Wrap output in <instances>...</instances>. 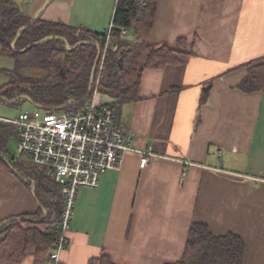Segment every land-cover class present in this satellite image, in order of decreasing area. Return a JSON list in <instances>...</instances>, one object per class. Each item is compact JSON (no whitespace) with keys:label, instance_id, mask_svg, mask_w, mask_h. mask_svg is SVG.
I'll return each mask as SVG.
<instances>
[{"label":"crops","instance_id":"1","mask_svg":"<svg viewBox=\"0 0 264 264\" xmlns=\"http://www.w3.org/2000/svg\"><path fill=\"white\" fill-rule=\"evenodd\" d=\"M116 1L48 0L38 16L102 33ZM43 2L28 0L24 12L33 17ZM150 42L192 54L184 64L142 71L139 99L116 117L135 150L96 188L78 190L60 264L104 254L113 264L175 263L195 222L214 236L239 237L243 264H264V84L238 88L249 67L264 63V0H158ZM13 67L0 54V85L8 79L2 70ZM148 147L159 156L140 168L136 150ZM37 210L32 190L0 162V222Z\"/></svg>","mask_w":264,"mask_h":264},{"label":"trees","instance_id":"2","mask_svg":"<svg viewBox=\"0 0 264 264\" xmlns=\"http://www.w3.org/2000/svg\"><path fill=\"white\" fill-rule=\"evenodd\" d=\"M118 0L112 23L118 50L107 51L101 71L98 64L90 94L88 86L94 60L103 49L104 35L84 28L51 22L39 16L26 15L16 0H0V54L11 57L14 67L2 70L6 83L0 85V101L16 104L27 99L45 111L82 110L96 90L103 104L114 105L116 113L121 106L139 99L138 88L145 68H163L166 65L184 64L192 52L174 49L162 43L150 42L158 0ZM128 28L138 42L118 40L119 28ZM20 35L11 43L17 31ZM39 44L20 52L30 43ZM84 41L81 44L78 42ZM181 39L178 40L180 42ZM66 45L73 47L66 49ZM99 62V61H98ZM99 74V77H98ZM98 79V80H97ZM264 84V63L248 68L238 88L244 92L259 91ZM210 84L202 88L200 104L207 98ZM64 106L63 109L60 107ZM16 138L12 125L0 122V162L16 172L32 190L38 210L0 222V259L20 262L32 255L34 264H42L52 247L57 229L54 227L62 211L59 186L47 174L46 169L24 161L13 162L7 150V142ZM244 245L234 234L212 235L207 226L192 223L184 250L175 263L164 264H243ZM88 264H113L108 255L92 259Z\"/></svg>","mask_w":264,"mask_h":264},{"label":"built area","instance_id":"3","mask_svg":"<svg viewBox=\"0 0 264 264\" xmlns=\"http://www.w3.org/2000/svg\"><path fill=\"white\" fill-rule=\"evenodd\" d=\"M144 4L140 0L139 5ZM114 28L111 23L102 32L104 43L99 57V73L105 53L118 50V42L113 38ZM129 32L128 28H119L118 40L127 41ZM116 112L114 105L102 103L95 90L83 109L76 112L37 108L32 112H21L13 119L0 118L4 124L15 128L14 162L27 157L34 165L45 168L59 186L62 211L54 225L56 237L47 253L49 264H60V253L68 244L67 233L78 190L96 188L104 173L120 168L124 152L135 150L132 135L118 127ZM136 151L141 155L140 168H144L151 158L159 156L150 147Z\"/></svg>","mask_w":264,"mask_h":264},{"label":"rangeland","instance_id":"4","mask_svg":"<svg viewBox=\"0 0 264 264\" xmlns=\"http://www.w3.org/2000/svg\"><path fill=\"white\" fill-rule=\"evenodd\" d=\"M27 1L28 0H16L18 6L20 7V9L23 12L25 11V8L27 6ZM45 2H46V0H44V2L41 4V6L39 8H41L45 4ZM37 11H35L34 14ZM25 14L28 15L27 13H25ZM5 61L6 60H3V62H5ZM98 65H99V62H98ZM1 66L5 67L3 65H1ZM3 81H4V76L0 73V83H2ZM37 108L38 107L36 105L31 103L27 99H22V100L18 101L16 104H8V103H4V102L0 101V118L13 119V118L17 117L18 114H20L21 112H24V111L32 112V111L36 110ZM38 109H41V108H38ZM15 146H16L15 145V140L13 138H10L8 140L7 146H6L7 150L9 151V153H14L15 152V150H16ZM21 161H24V163H26V164L29 163V159L27 157H23L21 159Z\"/></svg>","mask_w":264,"mask_h":264},{"label":"water","instance_id":"5","mask_svg":"<svg viewBox=\"0 0 264 264\" xmlns=\"http://www.w3.org/2000/svg\"><path fill=\"white\" fill-rule=\"evenodd\" d=\"M46 2H48V0H46ZM45 2V3H46ZM41 10V8L40 9H38V11L35 13V15H34V20L29 24V25H31L32 23H34L35 22V20L38 18V14H39V11ZM20 31H21V29H19L18 31H17V34H16V37H15V39L12 41V43H11V48L13 49V50H15V43H16V41H17V39H18V37H19V35H20ZM84 41H80V42H78V44H81V43H83ZM40 43V41H36V42H33V43H30L29 45H27V46H25L23 49H21L20 50V52H23V51H25V50H27V49H29L30 47H32V46H34V45H37V44H39ZM73 47H70L69 45H66V49L67 50H70V49H72ZM98 61H99V53L97 54V56H96V58H95V60H94V63H93V66H92V69H91V72H90V78H89V86H88V93H87V96H86V99H87V97H88V95L90 94V91H91V87H92V83H93V81H94V77H95V72H96V67H97V64H98ZM41 108V107H40ZM64 108V106H62V107H60V109H63ZM43 109V108H42ZM32 194H33V192H32ZM10 219H7V220H5V221H3L2 223H4V222H8Z\"/></svg>","mask_w":264,"mask_h":264}]
</instances>
